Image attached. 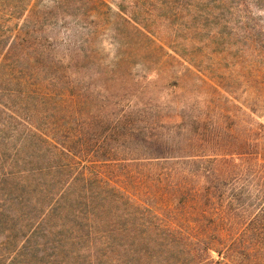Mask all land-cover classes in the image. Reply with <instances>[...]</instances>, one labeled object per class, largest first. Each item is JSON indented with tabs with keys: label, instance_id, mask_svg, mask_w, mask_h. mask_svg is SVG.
<instances>
[{
	"label": "rangeland",
	"instance_id": "rangeland-1",
	"mask_svg": "<svg viewBox=\"0 0 264 264\" xmlns=\"http://www.w3.org/2000/svg\"><path fill=\"white\" fill-rule=\"evenodd\" d=\"M21 2L0 0V264H194L136 197L197 176L253 227L264 0ZM131 112L165 118L151 153L112 131Z\"/></svg>",
	"mask_w": 264,
	"mask_h": 264
},
{
	"label": "trees",
	"instance_id": "trees-1",
	"mask_svg": "<svg viewBox=\"0 0 264 264\" xmlns=\"http://www.w3.org/2000/svg\"><path fill=\"white\" fill-rule=\"evenodd\" d=\"M19 1L23 3L24 0ZM135 115L131 112L123 116L112 131L128 141H142L141 147L151 153L160 142L150 137L146 131L160 122L163 123L165 118L158 114L145 113L140 117ZM255 147L257 151V145ZM255 153L258 154V152ZM151 159L153 161L149 165H154V160L160 158L152 157ZM201 179L197 176L200 182L187 185L179 182L163 188L158 187L156 190L150 188L149 196L155 195L163 203L167 200L170 206H162L164 207L162 208L157 202L147 206L144 200L136 197L138 209L147 211L157 218L160 221L159 227L168 229L170 233L167 236V247L182 250L193 259L194 264H240V262L245 263V259L264 264V231L259 230L264 228V206L261 215L252 223L253 227L248 225L249 228L241 233L234 232L233 218L218 217L220 216L219 208L213 191L209 190V192ZM133 206L136 205L129 204V207ZM163 209H168L167 211L174 217L173 220L170 218L167 220V217H164ZM149 227L152 229L151 225ZM160 242V246L165 243L164 239ZM214 255L218 258H214Z\"/></svg>",
	"mask_w": 264,
	"mask_h": 264
}]
</instances>
